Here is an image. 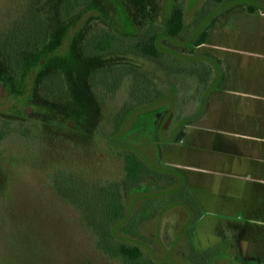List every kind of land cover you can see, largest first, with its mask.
Listing matches in <instances>:
<instances>
[{
    "label": "rangeland",
    "instance_id": "rangeland-1",
    "mask_svg": "<svg viewBox=\"0 0 264 264\" xmlns=\"http://www.w3.org/2000/svg\"><path fill=\"white\" fill-rule=\"evenodd\" d=\"M27 1L0 0V30ZM119 1L138 38L182 8L183 32L160 42L170 49L165 69L134 55H82L92 34L134 33L120 6L119 23L112 0H94L65 22L62 0H42L49 36L29 57L26 78L11 83L0 63V117L8 119L0 142V264H122L95 248L78 212L94 218L98 187L123 181L115 150L134 152L153 174L124 193L135 230L118 233L150 256L144 264H264V143L245 139L264 136V104L250 98L264 96V0H229L212 11L210 0ZM204 30L205 44L188 47ZM171 58L190 65L174 67ZM114 66L121 67L105 82L109 90L117 84V96L103 95L100 105L87 77ZM54 71L67 88L60 108L39 93V79ZM176 112L193 118L174 142L184 127ZM16 124L44 126L42 140L40 130L28 139ZM170 177L177 183L166 184Z\"/></svg>",
    "mask_w": 264,
    "mask_h": 264
},
{
    "label": "trees",
    "instance_id": "trees-1",
    "mask_svg": "<svg viewBox=\"0 0 264 264\" xmlns=\"http://www.w3.org/2000/svg\"><path fill=\"white\" fill-rule=\"evenodd\" d=\"M41 1L42 0L27 1L25 7L22 8L18 14L11 16V19L9 18L11 21L6 22L8 25L0 30V63L5 77L13 84H19L26 78L29 57L36 53L39 48L43 47L47 42L49 25L40 13L39 6ZM228 1L229 0H210L205 6L209 11H212L213 7L216 8L222 4L225 5ZM93 2L94 0H62L58 11L61 22L75 18L83 11H86ZM111 3L116 10H118L119 23L123 25L120 10L118 8L120 6L125 12L130 25L134 27V33L125 35L117 30L101 31L92 34L83 43L81 48L82 55L86 58H97L106 54L134 55L152 61L157 65L159 70L165 69L166 67L164 64H167L170 60L167 52L170 49H163L160 42L166 39H176L183 32L185 21L182 8L180 6L171 8L168 15L159 26H150L147 35L143 38H138L136 36L137 29L128 17L122 3L119 0H112ZM248 9L252 11V8L249 6ZM206 38L207 32L205 30L200 31L196 37L188 43V47L198 48L205 44ZM171 62L174 67L176 65L184 67L190 65V62L184 61L183 59L179 60L171 58ZM120 67H102L94 69L89 73L87 84L98 104L101 105L102 102L103 104L105 103L104 99H102L103 95L113 99L117 96V84L114 85L113 90H111V88L109 90L105 82L107 78L105 75L111 70L116 72ZM126 68L128 74L125 76L126 79L129 80V72L132 73L133 68ZM101 78L102 80H100ZM145 78V80L148 81V77L145 76ZM152 83L150 85H152ZM38 85L40 97L48 103L53 104V106L60 108L68 102L66 83L59 71H54L41 77ZM155 86L159 87L157 84H155ZM154 89H152L154 90L153 92L157 93L158 89ZM159 96L160 94L157 93V97ZM133 98L134 99L130 100L134 103L137 102L135 104L136 107L142 105V102H138L137 96H134ZM99 99L100 101L102 99L101 103ZM176 117L180 118V120L182 119L185 123H182L184 124V127L178 130V133L175 135L174 142L179 141L181 136L184 135L185 126L191 125V120L193 118V116L187 118L183 117L178 112H176ZM0 119L2 120L0 122L1 142L8 134V119L1 117ZM20 125L18 127L16 124V128L20 130L19 132H21L24 137L29 139L30 137L28 133H32L33 137L38 139V130H40V140H42L41 134L44 132V126L38 128L37 125L34 124L32 125L33 128L30 129L24 124ZM118 125H112V130L110 132H117L119 128ZM114 155L122 164V170L124 172L123 181L120 182L113 180L107 184H101L97 190L99 197L97 199V211L95 217L93 218L92 216L89 220L88 215L85 214L86 212H81L77 209L80 215V222L93 237L95 248L109 258L119 260L122 264H144L147 260L151 262L150 256H148L140 246L121 240L118 233H130L135 230V228H132L131 218L123 196L124 193L126 190L137 187L140 183L149 180L153 177V174L147 172L145 164L142 162L143 160L132 151L115 150ZM163 178L164 177H160V180ZM160 180L156 181L159 182ZM177 181L176 177H170L166 179L165 183L168 185H174ZM52 188L58 195L62 196L60 192L57 191L59 188ZM69 203H72V201L69 200ZM71 206L75 207L74 204Z\"/></svg>",
    "mask_w": 264,
    "mask_h": 264
},
{
    "label": "crops",
    "instance_id": "crops-1",
    "mask_svg": "<svg viewBox=\"0 0 264 264\" xmlns=\"http://www.w3.org/2000/svg\"><path fill=\"white\" fill-rule=\"evenodd\" d=\"M250 98L251 99H254V100H259V101H261L262 103L261 104H264V96H256V95H250ZM263 106V105H262ZM245 139H246V141L247 142H251L252 144L254 143V144H256V146L259 148V146L257 145V143H264V136H258L257 134H254V135H250V136H246L245 135ZM217 142V141H216ZM232 146V145H231ZM230 146V147H231ZM251 146V148H252V145H250ZM256 147V148H257ZM232 149H233V147H231V151H232ZM253 152H255L254 150H253ZM260 184H262L261 186H263L264 187V180H262L261 182H260Z\"/></svg>",
    "mask_w": 264,
    "mask_h": 264
}]
</instances>
